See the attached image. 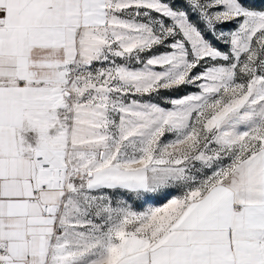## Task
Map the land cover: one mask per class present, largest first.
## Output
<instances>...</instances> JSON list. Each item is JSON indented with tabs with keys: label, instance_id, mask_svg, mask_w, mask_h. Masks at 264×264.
<instances>
[{
	"label": "snow or ice",
	"instance_id": "obj_1",
	"mask_svg": "<svg viewBox=\"0 0 264 264\" xmlns=\"http://www.w3.org/2000/svg\"><path fill=\"white\" fill-rule=\"evenodd\" d=\"M0 264H264V0H0Z\"/></svg>",
	"mask_w": 264,
	"mask_h": 264
}]
</instances>
